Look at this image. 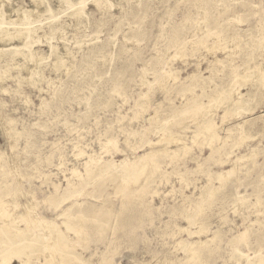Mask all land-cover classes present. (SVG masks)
<instances>
[{
	"label": "rangeland",
	"instance_id": "rangeland-1",
	"mask_svg": "<svg viewBox=\"0 0 264 264\" xmlns=\"http://www.w3.org/2000/svg\"><path fill=\"white\" fill-rule=\"evenodd\" d=\"M61 1L0 0V22L28 31L0 42V254L2 211L29 201L80 232L60 223L72 248L54 258L52 233L27 264L263 263L264 83L248 69L264 72V0ZM143 153L134 182L102 167Z\"/></svg>",
	"mask_w": 264,
	"mask_h": 264
},
{
	"label": "bare ground",
	"instance_id": "bare-ground-1",
	"mask_svg": "<svg viewBox=\"0 0 264 264\" xmlns=\"http://www.w3.org/2000/svg\"><path fill=\"white\" fill-rule=\"evenodd\" d=\"M81 1H84V0H81ZM32 2L34 3V5H35L36 8L38 7V10L40 12L46 14L49 11V7L42 6L41 0H32ZM93 2L96 5H98V3H99L98 0H93ZM61 5H62V7H66L68 5L70 7V2H68L67 0L66 1H61ZM81 6H82V4L79 3V6L78 7L77 6L72 7L73 8L72 14L74 16L75 15L78 16L80 14ZM0 19H1V14H0ZM11 25L12 26H11V30H10V29L7 28V25L6 24L0 22V42H2L4 40H10L13 37L22 38V37H25L28 34V31H26V29H25V28H27V26H26L25 23H22V24L21 23H15V24H11ZM262 37H263V34L260 33V44H262V41H263L262 40ZM49 48H50V52H51L53 50L52 47H51V45L49 46ZM51 54H52V56L55 57V55L53 54V52ZM25 59L28 60L27 57H24V60ZM37 59H39V58H37ZM20 66L21 67H24L25 69L28 68L25 64H22ZM248 71H249L248 73L250 74V75L248 74L249 77L252 76L253 78H255V79H253V81H255V82H252V86L253 87H255L256 85H258V83H257L258 81L260 83H262V84L264 83V72H262V71H260V70H258L256 68H254V67L248 69ZM170 74L172 76V74L174 75L175 73H173V72L171 73L170 72ZM176 74H177V71H176ZM165 75H166V73H165ZM177 77H178V75H177ZM177 77H176V79H177ZM173 78H174V76H173ZM235 79H236V77H235ZM231 89H232V87H231ZM215 96H217V95H215ZM231 96H232V94H231ZM231 96L230 95L229 96L228 95H225L220 100L221 101L225 100L226 102H229L230 103V99L232 98ZM241 97H242V94H241ZM211 100L212 99H210L209 101H211ZM239 100H240V97H239ZM239 100L237 98V101L235 103L236 104L240 103ZM246 100H248V99L246 98ZM187 101H185V102L187 103ZM225 101H223V102L226 105ZM231 101H232V99H231ZM229 103L226 106H228ZM200 104L201 103L199 102V105ZM243 104H244V102H243ZM243 108L246 111L249 107H243ZM238 111H237V113H238ZM214 124L215 123L211 122L210 124L205 125L204 128H203L209 134V138L211 140V141L209 140L210 143H212L213 142L212 140L218 138V136H219L214 131V127H215ZM201 126H203V125H201ZM165 140H166L165 137H160V140H158L157 142L158 143H162ZM171 142L172 143H174V142L177 143V145L179 147L177 150L171 151L173 154H176L179 149L185 150V148H186V145H185L184 141L180 137L171 140ZM105 144H106L105 152H110L111 150L118 151V148H117V145H116V141L114 139H107V141L105 142ZM147 154L148 153H143L141 155H138L137 157H134L131 160L125 158V159H123L122 161H120L118 163H110V164L109 163H105V164L102 165V167H104V170H106L107 168L120 167L122 169V174L121 175L123 176V178L125 180H133V182H134V180L139 179L138 177H141V176H143L142 174L146 173V170H147V167H148L147 166L148 164L146 163V156H147ZM2 156H3V154H2ZM0 159H1V157H0ZM100 168H101V165H100ZM233 168H235V167H233ZM230 170H228V171H230ZM228 171H224V173L219 172L217 177L219 179L222 178V176H224L225 172H228ZM72 172L75 175L79 176L80 178L82 177L81 174L78 175L76 169H72ZM90 173H91V170H89V167L87 166L86 169H85V175H90ZM136 182L137 181H135V183ZM73 195L74 194H70V195L66 196L65 193L62 194V198L57 200L56 206H59L61 203L66 202ZM19 206L21 207L22 211L19 212V215L16 216V218L15 217H12V215H13L12 213H11V216H10V214L7 211H2L3 212L2 213L3 220L1 219L3 221V223H2V227H3L2 228V232H4L5 234H9V235H7L6 239L4 240V243H5V251L0 254V264H12L13 261H16V262L18 261L20 264H27L28 262L26 260H24V257H23L24 256L23 249L26 248V247H29L30 244H32V243H34V244H36L38 242L42 243L43 241L48 240L50 238V235L52 233H54L56 235L55 241H52L51 240V242L49 244V248H51V251H52V253H50V254L53 257L55 256L57 258V255L59 253V252H56L57 249L59 251H61V250H66V249H71L72 248V246L70 245V243L72 241H70L68 239V237L64 234V231L62 229H60V223H61V224H63L65 226V228L67 230H73L75 233L80 232V229L76 228V225L69 218L66 217V219L62 220L60 223H58V222H56L54 220H47L45 218H40V217H38V218L35 219V218L32 217V213H34V211H35L34 210L35 209V205L34 204H31L29 201H27L24 204H21V205L19 204ZM17 208H19V207H17ZM59 215H60V217L61 216L62 217L63 216H66L67 215V212L59 213ZM74 218H76V217H74ZM21 221L24 222V227H19V228L16 227L18 225L16 223L17 222L20 223ZM39 221H41V223H46L47 226L50 228V230L46 231L43 234H39L38 235L37 234L38 229L43 226V225L41 226L40 224H38ZM50 254H49L48 257H50L49 260L51 261L52 258L50 256ZM58 257H60V256H58ZM55 261L57 262L58 260H55ZM59 264H65V263L61 261V262H59ZM79 264H90V263H88L87 260H79ZM261 264H264V262L261 263Z\"/></svg>",
	"mask_w": 264,
	"mask_h": 264
}]
</instances>
